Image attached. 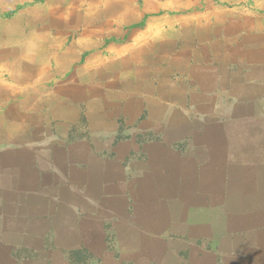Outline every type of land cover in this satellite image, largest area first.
Wrapping results in <instances>:
<instances>
[{
  "label": "crops",
  "instance_id": "crops-1",
  "mask_svg": "<svg viewBox=\"0 0 264 264\" xmlns=\"http://www.w3.org/2000/svg\"><path fill=\"white\" fill-rule=\"evenodd\" d=\"M109 225L264 264V0H0V264Z\"/></svg>",
  "mask_w": 264,
  "mask_h": 264
},
{
  "label": "rangeland",
  "instance_id": "rangeland-1",
  "mask_svg": "<svg viewBox=\"0 0 264 264\" xmlns=\"http://www.w3.org/2000/svg\"><path fill=\"white\" fill-rule=\"evenodd\" d=\"M205 214L208 212H200L201 219L205 218ZM234 218L237 217L234 215ZM142 229L114 225L106 226L104 231L93 229L89 231V234L92 233L89 244L72 250L71 264H246L239 258L225 254L226 249L232 250L235 248H230L232 244L238 243H232L236 240L234 236H229L227 242L223 238L219 249L223 253H215L219 244L208 239V226H194L192 229L197 231L196 237L199 238L187 243L174 239L167 240L170 242H145L148 236ZM222 229L217 227L218 232ZM233 229L243 230L237 227ZM73 237L77 239L75 233ZM62 256L63 253L57 251L58 264H64ZM66 264H70L69 260Z\"/></svg>",
  "mask_w": 264,
  "mask_h": 264
}]
</instances>
